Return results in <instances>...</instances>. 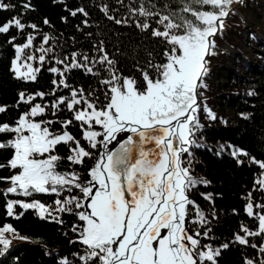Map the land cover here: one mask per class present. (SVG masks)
I'll list each match as a JSON object with an SVG mask.
<instances>
[{
    "label": "snow or ice",
    "instance_id": "obj_1",
    "mask_svg": "<svg viewBox=\"0 0 264 264\" xmlns=\"http://www.w3.org/2000/svg\"><path fill=\"white\" fill-rule=\"evenodd\" d=\"M52 3L67 13L61 23L80 18L74 28L87 45L28 20L36 11L32 0H0V11L15 12L0 22V36L14 49L13 78L38 84L44 71L50 75L46 90H21L13 105L0 104V185H6L0 199L6 217L19 219L34 210L39 219L61 225L64 216L74 218L70 231L77 239L71 242L84 250L77 254L79 264H219L233 245L241 250V264H264V159L227 146L237 165L259 171L241 197L251 226L240 221L232 238L217 246L213 194L199 193L212 205L210 213L192 198L210 181L196 178L185 160L199 146L201 90L208 89L216 38L243 0H88L74 8L67 0ZM92 8L115 36L122 35L120 29L138 35V47L111 44L99 24L96 33L85 31L93 27ZM42 24L54 29L47 17ZM21 107L16 118L4 119ZM203 112L217 119L206 103ZM240 116L252 119L251 113ZM37 195L55 198L45 203ZM232 214L240 215L235 208ZM15 239L27 237L10 224L0 227V256Z\"/></svg>",
    "mask_w": 264,
    "mask_h": 264
},
{
    "label": "trees",
    "instance_id": "obj_2",
    "mask_svg": "<svg viewBox=\"0 0 264 264\" xmlns=\"http://www.w3.org/2000/svg\"><path fill=\"white\" fill-rule=\"evenodd\" d=\"M85 2L88 0H67L68 6L73 8ZM105 2L111 3V0ZM32 3L36 11L28 14V20L38 23L45 32L54 31L57 35L64 33L65 37L75 35L78 46L87 45V39L74 28L80 18H70V23L65 25L60 21L62 15H67L62 6L53 4L52 0H32ZM234 8L235 12L228 18L224 34L216 38L217 55L209 58L210 72L206 78L208 89L201 90L204 94L200 98V122L203 128L196 135L199 146L190 149L191 157L185 154V160L191 161L192 174L198 179L210 181L207 187L198 186L192 198L206 213H210L212 205L203 201L199 193H212L214 196L218 217L211 224L217 237L214 246L230 240L233 232L238 230L240 221H246L251 226V221L243 212L244 201L241 197L252 189L254 172L259 171L247 164L237 165L227 146L243 148L258 159H264V0H243L242 4ZM14 14V11H0V22L10 19ZM90 16L93 27L85 31L96 33V25L99 24L111 44L125 47L129 51L138 47V35L120 29L122 35L115 36L112 26L103 19L101 13L92 8ZM45 17L52 22L54 29L42 24ZM10 34H15L14 30ZM17 42H22V38L18 36ZM13 57L14 49L0 36V104L9 106L15 103L19 91L46 90L50 80V75L44 71L38 84L17 81L10 72ZM120 59L123 64V58ZM80 79L77 76V81ZM251 90H255L257 95L249 96L247 93ZM205 103L215 113V121L209 120L203 112ZM22 111L24 107L10 109L4 119H14ZM241 113H251L252 119L243 120ZM64 151L61 148V154ZM93 163L88 161L89 166ZM60 170H64L63 167ZM81 172L82 180H86V171L81 169ZM3 187L6 185H0V188ZM253 195L260 198L259 193ZM9 198L26 199L14 196ZM34 198L51 203L55 197L37 195ZM233 208L240 215H233ZM16 211L19 213L23 210L17 207ZM63 219V225L41 220L34 210L24 212L19 219L6 217L4 201L0 199V227L5 223L10 224L21 236L27 237L26 240H13L8 251L0 256V264H61L65 259L70 264H79L77 254L82 255L84 250L80 244L71 242L77 239L70 231L74 218L64 216ZM247 252L249 256L254 255L253 250ZM219 264H241V250L233 245L222 253Z\"/></svg>",
    "mask_w": 264,
    "mask_h": 264
},
{
    "label": "rangeland",
    "instance_id": "obj_3",
    "mask_svg": "<svg viewBox=\"0 0 264 264\" xmlns=\"http://www.w3.org/2000/svg\"><path fill=\"white\" fill-rule=\"evenodd\" d=\"M112 147H115V145H113Z\"/></svg>",
    "mask_w": 264,
    "mask_h": 264
}]
</instances>
